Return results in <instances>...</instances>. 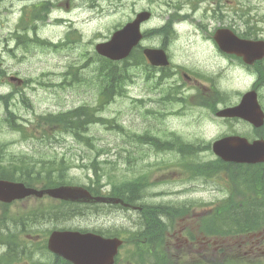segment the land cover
Here are the masks:
<instances>
[{
	"label": "rangeland",
	"instance_id": "obj_1",
	"mask_svg": "<svg viewBox=\"0 0 264 264\" xmlns=\"http://www.w3.org/2000/svg\"><path fill=\"white\" fill-rule=\"evenodd\" d=\"M230 1L231 4L227 0H223L222 7L229 13H233L229 7L233 6V9H236L232 23L237 28L246 29V20L250 18L251 11L253 15L258 13L259 17L264 19V0ZM90 4L93 7H90ZM20 5L13 4L14 12L12 14L3 12L0 15V70L4 72L3 76L0 75V95L13 94L10 98L11 108L18 114L20 121L18 124L28 127L30 132L35 131V123L40 115L59 114L69 111V109L95 106L99 103L103 87H101L99 78L95 76L97 66L101 64L95 48L98 42L108 40L118 26L124 25L135 16L136 12L143 9H152L155 12V18L148 23L147 28L162 26L171 14H164L170 9L164 0L158 2H154V0H77L72 12L61 13V15L73 21V26L78 27L79 32H82L78 35L81 42L72 51L61 53L54 48L32 42L27 46H22L15 38L10 37L19 25ZM252 6L255 7L253 10H251ZM183 10L192 14L188 5ZM203 12L204 9H198L195 14L196 21L202 18ZM191 24L188 21L179 27L178 39L173 43L177 60L185 63L190 69L199 67L192 70H198L201 73L214 71L218 65L215 64L213 55L209 52H202L209 50L206 42H210L204 39L206 34L198 31L197 25ZM65 30L66 27L63 25H54L41 30L40 36L43 39L60 42L64 41ZM156 41L154 39L152 42ZM7 46L8 49L11 46L17 47V49L15 52H9ZM133 63L134 60L127 63L126 66L133 83L125 82L128 84L126 93L115 96L103 110L98 111L97 116L105 120L90 126L88 134L93 137L94 147L79 142L69 133L56 134L57 132L53 131L56 134L55 139L52 135L49 139L43 138L41 133H38L37 137H26L22 131L13 129L6 121V107L3 102H0V147H2L0 153L1 156L2 154L6 156L3 163L7 165L10 163L8 160L12 157L23 154L33 157L36 161L60 160L63 157L67 159L66 163L70 160L73 164L67 174L69 184L87 186L95 175L90 167H85L83 164H90L91 159L96 157L100 162H107L102 165L104 168L110 169L112 174L123 176L124 173L129 177H139L147 173L150 183L146 188L147 197L143 200L144 202L150 204L188 202L195 206L194 212H191L190 215L201 214V212L210 209L215 201L229 195L228 191H230L231 185L226 189V184H233L232 174L228 175L227 172L221 171L206 178L200 175L195 176L190 172L184 173L183 167L178 164L183 155L178 150L157 151L147 144L134 141L130 136L138 138V135L149 133L164 141L181 136L190 143H199L205 146L212 144L223 135L234 132L247 136L251 133L252 127L243 122L236 123L231 119H223L209 112L212 111V108L202 105L205 100L197 99L196 101V97L190 95L195 91H182L180 95H176L179 100L175 101L162 99L166 90L168 91V87H165L164 92H156L154 90L156 81L151 80L150 77L146 78L145 69L133 65ZM69 65L77 66L76 80L78 81L68 86L67 80L60 77V72L66 71ZM205 66L207 68H204ZM222 66L227 68L223 70L220 79L221 86H219L222 92L225 90L224 95L222 100L216 101L217 107L220 108L239 103L242 94L236 93L246 89L245 85L248 83L242 81L245 78H241L240 75V79L237 78L236 73L238 74V72L236 70L235 73L233 68H230L231 66L228 67L224 62ZM14 73L19 74L18 76L21 78L28 79V84L12 85L8 76ZM0 74H2L1 71ZM138 74V77L135 76ZM172 94L175 93L172 92ZM226 94L229 96L227 97ZM163 100L164 102H162ZM156 111L158 112L156 113ZM108 121L109 123H107ZM110 123H113L114 126L110 127ZM116 126H119L121 130ZM215 158L216 154L212 148H204L189 157L194 164L206 163ZM60 174L56 173V175ZM111 187L112 184L109 183L105 185L103 191H109ZM41 203L48 204L50 200L28 198L13 203L8 209L0 204V218H4L3 213L9 211L8 216L0 220H5L7 226H12V231H19L18 223L14 220L17 213L39 206ZM104 207L106 209L98 206L97 212L84 216L77 215L64 218L59 222L39 224L35 227L34 232L36 247H42L45 241L47 242L50 232L57 228L104 227L113 232H122L125 236L129 235V240L132 239L133 233L139 232L141 214L138 211L105 205ZM191 220L187 219V221ZM227 241L232 244L234 249V242H240L242 244L240 252L244 255L264 254V248L260 252L257 249H252L254 252H251L247 236L228 238ZM129 242L122 250L121 264H127V260L133 258L137 259V252L140 253L135 244ZM175 243L177 242L172 240L170 246V255L173 258L182 257L180 261L186 262V264L192 263L194 259L195 264H201L199 260L195 259L197 258L195 254L185 255L182 253L188 251L190 246L183 244L176 248ZM5 248L7 247L0 242V255L5 251ZM205 250L202 256L203 260L211 259L218 262L217 253ZM230 252L234 254L236 251ZM240 252L238 251V253ZM53 261V255L43 248L37 250L33 254V258L26 256L15 264H52Z\"/></svg>",
	"mask_w": 264,
	"mask_h": 264
},
{
	"label": "trees",
	"instance_id": "obj_2",
	"mask_svg": "<svg viewBox=\"0 0 264 264\" xmlns=\"http://www.w3.org/2000/svg\"><path fill=\"white\" fill-rule=\"evenodd\" d=\"M135 56L138 62L144 60V56L139 51L136 52ZM101 59L102 62L97 66L95 76L99 78L103 91L100 93L101 100L97 105L81 106L59 114L40 115L35 123V131L30 132L28 127L18 124L20 122L19 117L11 108L9 96L0 95V102L5 104L7 111L6 121L13 129L22 131L26 137H37V134L41 133L43 138L47 137L46 139H49L52 135L55 139L56 134L69 133L79 142L94 147L93 137L88 134L91 124L105 120L97 116L98 111L103 110L115 96L125 92L123 86L131 77L126 66L120 67L118 63L106 58ZM113 126V123H110V127ZM116 128L121 130L119 126H116ZM53 131L57 133L54 134ZM130 138L142 144L149 143L157 151L178 150L183 155L182 160L178 163L185 168L186 172L204 175L205 177H211L221 171L227 172L228 175L232 174L233 184H231L229 195L219 201L215 208L207 211L201 219V231L205 236L231 239L264 230V164L225 163L220 158H215L206 163L194 164L189 157H192L201 149H211V144L203 146L199 143H190L181 136H176L169 141L140 136L138 138L130 136ZM4 157L6 156L3 154L1 156L0 153V178L23 181L28 186L51 187L70 183L67 174L73 164L70 160L66 163L67 159L63 157L60 160L36 161L33 157L23 154L12 157L8 160L10 163L7 165L3 163ZM129 162L131 161L129 160ZM102 163L107 162H100L94 157L91 159L90 164H83L85 167H90L93 175H95L91 178L90 185H87L93 193L102 194L104 185L110 183L113 187L110 194L119 196L127 202L135 204L145 197L144 193L146 191L144 192L143 189L146 179L148 180V174L129 177L123 173V176H119L112 174L107 167L104 168ZM57 172L61 174L56 175ZM105 177L106 180H104ZM39 183L41 184L39 185ZM50 202L52 203H41L39 206L17 213L14 220L18 223L20 233L31 235L35 232V227L41 223L59 222L63 221L64 218L86 215L82 205L68 202ZM140 204L142 207L140 211L141 220L148 223V225L140 229L137 234H133L131 239V241H133V238L135 239L136 247L140 250V253L137 252V259L144 263L154 258L156 264H184V262L179 261V258H172L167 253L165 255L162 248L166 246L164 238L166 237V229L171 226L174 227L175 222L186 217L190 213L189 207L186 204L154 205L145 202H140ZM4 214L8 216V212ZM5 222V220H0V242L7 247L5 252L0 255V264H15L26 256L33 258L31 244L22 239L17 231L10 230ZM142 240H146V242L144 243ZM236 244H234V249L231 246L232 244L227 241L219 242L221 248L217 253L219 256L218 262L205 259L201 264H264V254L244 255L240 252L242 244L240 242ZM43 248L44 245L36 249ZM230 251H236L237 253L233 254ZM211 253L216 252L211 251ZM137 259L133 258V260ZM56 264H63V262L58 260Z\"/></svg>",
	"mask_w": 264,
	"mask_h": 264
},
{
	"label": "flooded vegetation",
	"instance_id": "obj_3",
	"mask_svg": "<svg viewBox=\"0 0 264 264\" xmlns=\"http://www.w3.org/2000/svg\"><path fill=\"white\" fill-rule=\"evenodd\" d=\"M76 1L77 0H0V15H2L3 12L12 14L14 12L13 4H21L18 13L20 17L19 25L10 37L12 39L15 38L18 44L20 43V45L22 46H27L30 42H32L35 44L54 48L57 51L64 53V51H72L73 49H75V47H78L79 42H81V40H79L78 38V35L79 33L82 34V32H79L78 27L73 26V21L67 19L66 16L61 15V13L68 14L72 12V10L76 6ZM158 1L159 0H154V2ZM227 1L229 2V4H231L230 0ZM164 2L170 8L164 13L167 15L168 13H171L169 14L168 20L165 21L162 26L147 28L148 23H150L155 18V12L152 9H149L152 14L151 19L145 21L142 24V28L144 31V40L141 42V45H139V47L135 49V51L141 50L145 58V63L152 69L150 79L156 81L154 90H156V92L159 91L160 93L166 90L165 87H168V91L166 90V94L164 97H162V99L165 100L166 98L171 97L170 95H174L172 94V92L176 94L177 92H179L177 95H180V92L182 91H195L190 95L192 97H196V101L197 99H212L214 101L218 100L219 98H217L216 96H220L221 93H223L221 87H219L221 86L220 79L223 75V70L227 68H224L222 66V63L224 62L228 65V67L231 66L230 68H233L235 73L237 70V78H239L240 75L241 78H245V80L242 81L248 82L245 85L246 89H242L236 94H242L243 97L249 92H255L264 109V49L260 53L259 57L253 59L255 58L254 55L250 56L248 50L245 54L239 55L234 52L223 50L215 41L217 31L221 30L222 28L226 27L237 32V30H235L236 26L232 23V18L234 15H236V9L234 10L233 6L229 7L233 13H229L227 10H223V0H164ZM204 4H206V6H203ZM186 5L191 8L192 14L190 12H184L183 9H185ZM90 7L93 6L91 5ZM254 8L255 7L252 6L251 10H253ZM198 9H204V12L202 18H200L199 21H196L197 16L195 14L197 13ZM144 10L147 9H143L141 11ZM139 12H136L135 16ZM249 15L251 22H248L246 30L240 31V35L243 38L252 37L258 40H264V19L260 18L258 13L253 15L252 11ZM226 20H228V22H226ZM188 21H190L192 23L191 25L193 26L197 25L199 27L198 31L206 34L204 39L210 42H206V44H208L209 50L202 52H209L213 55L215 64L218 65V67H216L214 71L201 73L198 70H192L199 67L190 69L188 66H186L185 63L177 60L178 57L175 55V52L173 50V43L178 39L179 27L182 26L183 23H187ZM254 21L256 22V24H254ZM54 25H63L66 27V30L63 34L64 41L54 42L48 39H43L40 36L41 30ZM254 25H258L260 28L254 27ZM154 39H156L157 41L153 43L152 41ZM147 47L163 49L169 58V65H152L144 55V50ZM16 49L17 47L11 46L8 50L9 52H15ZM204 68L207 67L205 66ZM66 69V71L60 72V77H63L67 80L66 83H68V86L75 84L77 81V66L69 65ZM186 73L189 74L188 77L185 76ZM18 75L19 74L14 73L8 77L10 80L12 77H14L15 82H20V78L18 77ZM23 82L28 84V79H24ZM164 100L162 102H164ZM236 105H238V103L232 106ZM204 108L208 109L206 107ZM219 109L220 107L218 106V109L213 114L218 113ZM157 112L158 111H156V113ZM231 120L235 121L236 123L246 122L238 117L231 118ZM246 123L250 127H252L251 133L248 134L250 140L264 138V126L261 128H255L250 123ZM108 205L109 204H105V206ZM102 207H104V205ZM194 207L195 206L193 205L190 206L191 212H194ZM104 209L106 208L104 207ZM202 216L203 214L187 215L186 219L182 220L179 223L177 230L170 228L166 229V249L170 251L172 240H174L177 242L174 244L176 248L183 244L190 246L188 248V254H195L197 257L195 259L197 260L202 258L204 253L203 251L205 249L209 251H218L221 248L218 244L219 241L216 239H213L211 241L206 240L205 236L200 232L199 220L200 218H202ZM187 219L192 220L187 221ZM139 223V228H143L148 225V223H143L141 221ZM89 228L93 229L91 231L96 233L99 232L95 231V229L100 230L101 233L99 234H102L104 236L110 235V230L108 228ZM261 233L262 234L255 233L250 236L248 243L251 250L257 249L258 252H260L264 248V232ZM119 235L122 236V233H120ZM142 242L145 243L146 240H142ZM251 252L253 253L254 251L252 250ZM57 257L58 256H55L54 258Z\"/></svg>",
	"mask_w": 264,
	"mask_h": 264
},
{
	"label": "water",
	"instance_id": "obj_4",
	"mask_svg": "<svg viewBox=\"0 0 264 264\" xmlns=\"http://www.w3.org/2000/svg\"><path fill=\"white\" fill-rule=\"evenodd\" d=\"M148 17L142 13L132 23L115 32L113 37L97 45V51L112 60H121L128 57L132 49L142 38L140 23ZM216 39L221 47L228 52H237L247 49L255 52L258 42L242 40L231 31H220ZM238 48V49H237ZM145 54L155 65H167L168 58L161 49H146ZM224 116H242L253 122L256 126L264 123V112L256 95L247 94L242 103L236 107L226 108L221 112ZM215 153L226 161L258 163L264 161V140H255L250 143L247 138L240 136H226L213 144ZM30 195L44 197L49 195L58 199L84 201L123 203V200L113 197H94L83 186L61 185L53 188L29 187L23 182L0 179V199L12 202ZM119 238H104L92 233L80 231H54L48 241V247L74 264H114L115 256L122 244Z\"/></svg>",
	"mask_w": 264,
	"mask_h": 264
}]
</instances>
